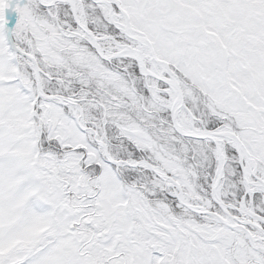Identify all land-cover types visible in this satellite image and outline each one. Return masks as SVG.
<instances>
[{"label":"snow or ice","instance_id":"snow-or-ice-1","mask_svg":"<svg viewBox=\"0 0 264 264\" xmlns=\"http://www.w3.org/2000/svg\"><path fill=\"white\" fill-rule=\"evenodd\" d=\"M0 264H264V0H0Z\"/></svg>","mask_w":264,"mask_h":264}]
</instances>
